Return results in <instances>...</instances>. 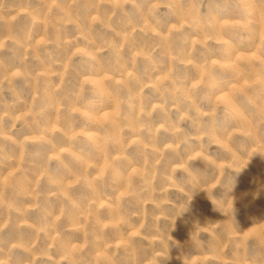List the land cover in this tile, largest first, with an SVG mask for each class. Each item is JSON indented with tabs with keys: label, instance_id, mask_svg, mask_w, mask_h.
<instances>
[{
	"label": "rangeland",
	"instance_id": "374dc122",
	"mask_svg": "<svg viewBox=\"0 0 264 264\" xmlns=\"http://www.w3.org/2000/svg\"><path fill=\"white\" fill-rule=\"evenodd\" d=\"M0 264H264V0H0Z\"/></svg>",
	"mask_w": 264,
	"mask_h": 264
}]
</instances>
